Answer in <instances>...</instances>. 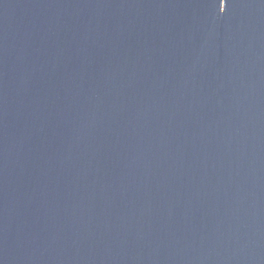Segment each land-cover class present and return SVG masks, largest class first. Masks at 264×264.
Instances as JSON below:
<instances>
[{"label":"water","instance_id":"95a60500","mask_svg":"<svg viewBox=\"0 0 264 264\" xmlns=\"http://www.w3.org/2000/svg\"><path fill=\"white\" fill-rule=\"evenodd\" d=\"M0 264H264V0H0Z\"/></svg>","mask_w":264,"mask_h":264}]
</instances>
